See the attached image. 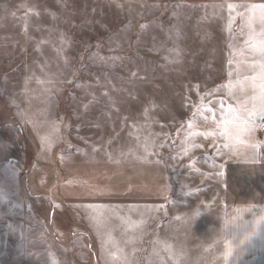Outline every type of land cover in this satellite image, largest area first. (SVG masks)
<instances>
[{
  "label": "rangeland",
  "instance_id": "1",
  "mask_svg": "<svg viewBox=\"0 0 264 264\" xmlns=\"http://www.w3.org/2000/svg\"><path fill=\"white\" fill-rule=\"evenodd\" d=\"M226 2L0 0V264L225 258L206 249L251 154L219 134L250 94L227 88Z\"/></svg>",
  "mask_w": 264,
  "mask_h": 264
},
{
  "label": "crops",
  "instance_id": "2",
  "mask_svg": "<svg viewBox=\"0 0 264 264\" xmlns=\"http://www.w3.org/2000/svg\"><path fill=\"white\" fill-rule=\"evenodd\" d=\"M226 8L232 14V48H233V68L235 80H250L259 72V67L253 68V64H258L259 57L247 50L248 29L241 30L243 20L238 13H246L252 5L264 4V0H226ZM247 7H241L240 5ZM229 5L233 9L229 10ZM259 31V25H256ZM243 52L241 56L240 53ZM252 90L250 89V94ZM251 107V104H249ZM256 127H261L255 134L249 136L250 156L248 162L242 158V166L239 169L241 176L248 177V186L235 189V200L226 203L231 207L247 210V214H236L219 217L225 220H233L228 228L223 232H217L213 237V242L206 250L211 249L213 254L225 257L219 264H264V221L257 224L256 221L264 217V118L260 116L252 117ZM247 180V181H248ZM243 225H251L246 229ZM247 236V239H245ZM209 253V252H208Z\"/></svg>",
  "mask_w": 264,
  "mask_h": 264
},
{
  "label": "snow or ice",
  "instance_id": "3",
  "mask_svg": "<svg viewBox=\"0 0 264 264\" xmlns=\"http://www.w3.org/2000/svg\"><path fill=\"white\" fill-rule=\"evenodd\" d=\"M241 7H247L246 5H240ZM233 5H229V10L233 9ZM243 20L241 25V30L247 28L248 40L245 42L247 50L259 57L258 64H253L252 67H259V72L256 76L252 77L250 80L229 82L227 88L229 90L230 96H235V91L239 90L241 92H246L248 89L252 90V94L247 100L241 101L237 100V105L233 107L229 105L227 111L224 112L223 104L224 101H219L221 105V116L220 121V135L224 136L229 143L225 147H235V148H247L253 147L254 145H249L246 143V138H248L256 124L252 117L260 116L264 118V4L252 5L248 8L246 13H238ZM259 25V31H257L256 25ZM243 55V52L240 53ZM251 104V107H249ZM191 127V125H189ZM58 131V129H55ZM203 135V134H201ZM7 196L4 188H0V200H4ZM88 209L93 213L90 219L93 220L95 226L98 229L102 228L106 223V217L103 212V206L98 205H88ZM242 211L247 210H237L238 215ZM200 213L197 212L196 215ZM236 218L233 220H225V228L227 229L230 223H234ZM264 221V217L257 220L256 223L259 224ZM247 239V236H245Z\"/></svg>",
  "mask_w": 264,
  "mask_h": 264
},
{
  "label": "built area",
  "instance_id": "4",
  "mask_svg": "<svg viewBox=\"0 0 264 264\" xmlns=\"http://www.w3.org/2000/svg\"><path fill=\"white\" fill-rule=\"evenodd\" d=\"M263 133H264V130H263Z\"/></svg>",
  "mask_w": 264,
  "mask_h": 264
}]
</instances>
